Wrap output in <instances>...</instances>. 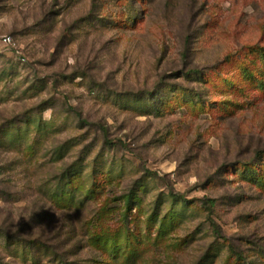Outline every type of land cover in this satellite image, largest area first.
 I'll return each mask as SVG.
<instances>
[{
  "label": "rangeland",
  "instance_id": "obj_1",
  "mask_svg": "<svg viewBox=\"0 0 264 264\" xmlns=\"http://www.w3.org/2000/svg\"><path fill=\"white\" fill-rule=\"evenodd\" d=\"M0 264H264V0H0Z\"/></svg>",
  "mask_w": 264,
  "mask_h": 264
},
{
  "label": "built area",
  "instance_id": "obj_2",
  "mask_svg": "<svg viewBox=\"0 0 264 264\" xmlns=\"http://www.w3.org/2000/svg\"><path fill=\"white\" fill-rule=\"evenodd\" d=\"M1 41L4 44H9V45L13 44V39H12V36H10V35H4V36H2Z\"/></svg>",
  "mask_w": 264,
  "mask_h": 264
},
{
  "label": "trees",
  "instance_id": "obj_3",
  "mask_svg": "<svg viewBox=\"0 0 264 264\" xmlns=\"http://www.w3.org/2000/svg\"><path fill=\"white\" fill-rule=\"evenodd\" d=\"M129 197H130V196H129ZM129 197H128V198H129Z\"/></svg>",
  "mask_w": 264,
  "mask_h": 264
}]
</instances>
